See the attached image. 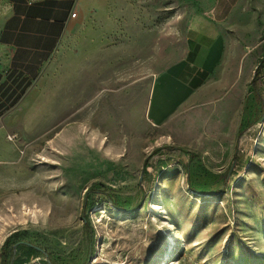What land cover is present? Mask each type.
Here are the masks:
<instances>
[{"label":"rangeland","instance_id":"obj_1","mask_svg":"<svg viewBox=\"0 0 264 264\" xmlns=\"http://www.w3.org/2000/svg\"><path fill=\"white\" fill-rule=\"evenodd\" d=\"M101 1L113 21L108 32L88 38L69 72L45 70L39 79L58 91H25L0 115V151L16 150L0 154V264L4 247L18 241L54 264H153L174 233L158 264H264V63L255 86V73L243 77L225 155L202 135L156 152L166 144L148 116L151 91L187 57L198 2ZM6 5L0 0V20ZM90 25L91 33L100 28L98 19ZM261 52L264 44L251 53L261 61ZM19 255L45 264L23 248Z\"/></svg>","mask_w":264,"mask_h":264},{"label":"crops","instance_id":"obj_2","mask_svg":"<svg viewBox=\"0 0 264 264\" xmlns=\"http://www.w3.org/2000/svg\"><path fill=\"white\" fill-rule=\"evenodd\" d=\"M197 2L199 12L188 28L187 57L158 76L148 116L156 137L166 144L163 147L181 136L191 140L202 135L205 144L212 142L225 155L236 139L238 110L242 108L238 94L243 92L244 80L253 78L260 62L251 52L256 45L264 44V0ZM102 3L7 0L0 20V83L13 70L21 78L30 79L26 93L57 92L54 82L39 79L45 70L69 72L74 60L85 55L88 38L99 40L108 32L113 21ZM93 8L98 11L91 18ZM93 19H98L100 28L91 33ZM261 53L263 59L264 52ZM44 100H37L35 107L43 108ZM32 103L26 100L22 104L29 107ZM15 151L11 148L5 152L12 156Z\"/></svg>","mask_w":264,"mask_h":264},{"label":"trees","instance_id":"obj_3","mask_svg":"<svg viewBox=\"0 0 264 264\" xmlns=\"http://www.w3.org/2000/svg\"><path fill=\"white\" fill-rule=\"evenodd\" d=\"M264 61L261 59L259 66L255 70V77L253 79V86L256 85V79L258 77L260 68L262 67L261 64H263ZM2 78V74L0 73V81ZM30 79L27 80L26 78H21V74L17 73L16 71H8V77L7 80L3 83H0V115H2L4 112L12 108L17 102L21 99L23 94L25 93L26 89L30 86ZM257 99L259 101H262L261 94L257 91L256 92ZM264 111V110H263ZM167 150H173L176 149L175 147L171 146H165L162 147ZM161 148V149H162ZM161 149H157L156 152H159ZM181 151H184L185 153L190 154V158H195L196 154L193 152L186 151L184 149H180ZM87 229L90 232V236L93 232L91 229V225L89 221H86ZM19 248H23L28 253H36L39 254L42 257V260L45 264H54L51 255L46 253L44 250L39 248L36 245H33L32 243L26 242V241H18L15 243L14 247L8 248L7 246L4 247V250L1 253V264H28L26 261H22L21 256L19 255ZM92 254V250H91ZM89 262V259L86 261V264Z\"/></svg>","mask_w":264,"mask_h":264},{"label":"bare ground","instance_id":"obj_4","mask_svg":"<svg viewBox=\"0 0 264 264\" xmlns=\"http://www.w3.org/2000/svg\"><path fill=\"white\" fill-rule=\"evenodd\" d=\"M176 239H177V234L176 233H174L173 235L168 236L167 241L162 245V247L160 248V251L157 253V256H155V260H154L153 264H158V262L160 260L164 259L167 256L168 248L170 247L171 242L175 241Z\"/></svg>","mask_w":264,"mask_h":264},{"label":"built area","instance_id":"obj_5","mask_svg":"<svg viewBox=\"0 0 264 264\" xmlns=\"http://www.w3.org/2000/svg\"><path fill=\"white\" fill-rule=\"evenodd\" d=\"M72 16H73V17L76 16V13H73Z\"/></svg>","mask_w":264,"mask_h":264},{"label":"water","instance_id":"obj_6","mask_svg":"<svg viewBox=\"0 0 264 264\" xmlns=\"http://www.w3.org/2000/svg\"><path fill=\"white\" fill-rule=\"evenodd\" d=\"M233 165H234V163L232 164V167H233ZM232 167H231V168H232Z\"/></svg>","mask_w":264,"mask_h":264}]
</instances>
